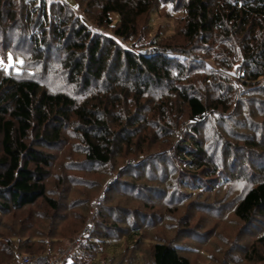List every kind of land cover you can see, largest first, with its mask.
Returning <instances> with one entry per match:
<instances>
[{
	"label": "trees",
	"instance_id": "obj_1",
	"mask_svg": "<svg viewBox=\"0 0 264 264\" xmlns=\"http://www.w3.org/2000/svg\"><path fill=\"white\" fill-rule=\"evenodd\" d=\"M155 1L86 0L92 6L96 3L95 21L113 27L116 37H112L92 30L66 0H0L4 60L10 54L27 59L22 51L32 45L36 63L46 62L41 49L46 54L55 48L66 53L71 82L82 81L84 88L91 89L95 82L108 81L102 91L79 100L65 91L46 89L40 79L23 71L3 76L0 211L12 212L16 223L24 226L23 232L32 224H26L28 211L40 203L48 207L47 218L58 214L63 219L47 181L55 160L51 151L67 141L69 128L79 137L83 163L111 167L109 175L113 174L102 193L89 197L85 214L79 213L84 226H74L75 244L54 230L17 237L18 242L0 238V264L18 263L24 255L56 257L70 244L71 264H97L101 242L126 237L136 245L151 226L139 224L138 218L151 217L156 202L176 204L170 210L174 215L180 206L185 207L189 194H202L208 186L203 181H215L225 164L232 173L219 184H227L229 191L232 184L244 185L234 207L237 219L249 227L258 219L264 222V123L257 122L252 112L254 101L264 105V0H169L182 11L177 31L182 42L162 40L134 50L125 47L123 42L137 36L139 19ZM112 14L117 15L116 23ZM209 60L228 72L235 68L237 85L210 67ZM110 68L129 77L125 79L124 73L109 77ZM155 85L163 86L167 94L155 95ZM238 89L242 96L236 102ZM243 107L244 118H235ZM256 111L263 115L264 106ZM238 148L245 154L236 155ZM117 186L120 189L112 192ZM148 193L160 196L155 199ZM193 201L188 205H194ZM95 224L102 225V232H95ZM107 228L114 232H104ZM244 251L249 263L264 264V231ZM151 262L193 264L179 248L161 240L151 246Z\"/></svg>",
	"mask_w": 264,
	"mask_h": 264
},
{
	"label": "rangeland",
	"instance_id": "obj_2",
	"mask_svg": "<svg viewBox=\"0 0 264 264\" xmlns=\"http://www.w3.org/2000/svg\"><path fill=\"white\" fill-rule=\"evenodd\" d=\"M66 1L73 5L71 7L73 13L80 15L92 30L99 31L100 33L106 34V36L116 37L113 27L100 25L95 21V15L98 13L96 3L92 6L86 0ZM174 5L169 0H156L150 10L139 19L137 36L134 37L133 41L123 42L125 47L133 50L137 48L145 49L155 46L162 40L167 44H180L183 39L177 31L182 23V11L176 9ZM112 16L114 23H116L117 15L112 14ZM26 49L29 51L25 50L22 52H25L24 55L27 54V59L10 54L4 60L0 54V82L3 76L11 75L14 73L13 71H23L29 76L40 79L46 89L53 92L65 91L79 100L89 98L96 90L102 91L107 87L108 81L106 79L103 82H95L91 89L84 88L82 81L73 83L70 79H67L66 72L68 68L66 69L65 64L69 63V60L65 57V52L58 53L54 48L45 54V50L41 49L42 58H45L46 62L36 63L35 47L28 45ZM208 62L210 67L224 75L225 78H229L234 85H237L239 76L237 72H234L236 71L235 68L228 72L217 66L212 60ZM123 73H116L113 68H110L109 77L123 75ZM125 77H129L128 74H125ZM130 78L132 77L130 76ZM262 81V84H264V78ZM152 92L155 95L159 93H163L164 95L168 91L163 86L155 85L152 87ZM241 96L238 89L234 100L238 102ZM252 106V110L254 109L252 111L254 119L257 122L264 123V114L259 115L258 112L260 113V111H256L264 105L254 101ZM244 110V107L243 109L239 108L235 118L239 116L240 118H244ZM74 131L73 128H69L65 134L67 141L51 151L55 156V160L51 172L52 176L47 181L48 192L59 202V206L61 207L59 214L61 213L63 219L57 213V215H53L54 217L47 218L45 214H47L48 207L40 203L34 210L32 209L33 211H28L30 213L28 218L30 219L26 224H32L30 225V229H25L23 232L22 228L24 226L16 223L18 219L14 217L15 215L12 212L4 214L0 211V225L2 224V227H0L1 240L10 238L14 242H18L19 239L17 237L23 238V236H31L37 232L46 234V232L54 230L55 234L57 231H60L61 234L63 232L65 234L64 238H70L69 242L72 243L74 241L72 237V232L75 230L74 226L76 224L84 226V216L79 215V213L82 215L85 214L88 208L89 197L93 198L92 196L95 197L100 192L102 193L107 185V180L113 175H109L111 167L91 166L83 163L84 153L82 152V146L79 145V137ZM232 141L237 142L236 139H232ZM238 152L239 154H245L244 150L240 148L235 149L236 155ZM236 155L233 161H236ZM78 165L81 167L78 168ZM113 167L112 172L113 169H116ZM229 167L230 165L225 164L224 168L226 169H221L222 173L214 176L215 181H203L208 186L205 187L202 194H189L186 198L188 200L184 205L185 207L182 208L180 206L174 215H171L170 210H174L176 204L169 207L167 204L156 202L153 205L151 217L149 216L148 219L138 218L136 220L139 224L147 223L151 225L147 231H144L142 238L138 241L136 240V245L130 244L126 237L113 238L107 243L96 239V242H101L97 254V264H105L103 261L106 259L109 260L110 258L112 259L111 261H114L113 263L110 261V264H153L151 262V246L160 240L175 245L184 255L191 259L193 264H229L231 261L238 262V264H251L244 257V249L254 242L257 236L264 231V222H259L261 220L258 219L255 225L249 227L235 216L234 207L236 201L239 199L237 196L243 190L244 185L234 181L236 185L232 184V189L229 186L231 190L229 191L227 184H219L221 178L229 176ZM94 177L96 180L93 181ZM91 182L93 187H91ZM118 189H120V186L113 187L112 192ZM227 190L230 194L226 196ZM141 196L146 197L144 193ZM147 196L158 199L160 195L157 193H148ZM190 200H194L192 202L194 205L191 203L188 205ZM119 202L120 204L122 203L121 200ZM111 204H118V201H113ZM71 206L72 209L70 208ZM92 206L96 207V202H93ZM14 213L20 215V212L16 211ZM24 216L27 217V215ZM121 216L128 218L124 214H121ZM183 216L184 220L180 221V218ZM106 220H108L107 217ZM108 222L113 224L114 220L109 219ZM131 222V218L127 219L128 227H130ZM89 223L92 224L93 219H90ZM97 224L94 227L95 232H102V225ZM188 225L191 227L188 228ZM86 226L85 228H88ZM104 232L112 233L114 230L107 228ZM14 235H16V238L12 237ZM42 238H45V236Z\"/></svg>",
	"mask_w": 264,
	"mask_h": 264
},
{
	"label": "built area",
	"instance_id": "obj_3",
	"mask_svg": "<svg viewBox=\"0 0 264 264\" xmlns=\"http://www.w3.org/2000/svg\"><path fill=\"white\" fill-rule=\"evenodd\" d=\"M78 240H74L72 244H75ZM72 246L59 250V254L56 257H50L46 254L28 256L24 255L20 257V262L15 264H71Z\"/></svg>",
	"mask_w": 264,
	"mask_h": 264
}]
</instances>
